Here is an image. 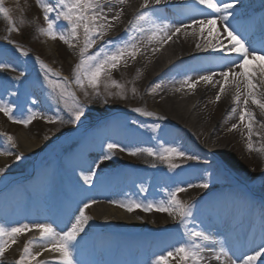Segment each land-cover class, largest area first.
<instances>
[{
    "label": "rangeland",
    "instance_id": "1",
    "mask_svg": "<svg viewBox=\"0 0 264 264\" xmlns=\"http://www.w3.org/2000/svg\"><path fill=\"white\" fill-rule=\"evenodd\" d=\"M52 2L55 3V0H52ZM3 6L10 9L11 19L19 29V31L9 33V23L0 15V63H8L15 69L0 71V102H2V99H6L13 107H16V111L13 113L15 116L20 117L27 108H34L44 113L46 116L58 114L64 119L68 118L67 112L63 109L62 105L56 104L54 96L50 93L49 87L44 82L42 71L39 68V64L36 62V58L39 57V59L48 65L54 72L60 73L62 78L67 77L70 80L71 90L75 92L85 109L84 115L81 117L79 123L89 124L101 118H109L114 114L115 116H120L122 119L114 123L107 121L106 126L108 128L112 127L114 131H118L117 136L119 140L116 139V141L111 140L109 142H114L129 148L128 143L130 140H133L132 138L136 137L140 138V140H145L146 144H140L133 148H156L159 137L158 132L165 128L162 123L153 118L135 115L134 113H132L134 115H128L127 111L125 112V110L122 109L136 106L140 102V92L138 90H136L135 94L131 92L132 83L130 78L136 74L137 70H132V76H127L126 79L120 69L113 70L112 72V80L124 85L126 98L121 99L118 94L119 90L111 87L110 82L107 91L113 93V95L109 96L104 87V78H102L104 81H101L99 88L100 95H95L93 90L88 88L87 91L89 95L86 98L84 92L72 83L73 69L80 59V50L77 48V44H83L82 32L81 39L78 42L74 41L73 43L75 46L70 48L59 39L52 40L39 33L38 28L46 27V23L43 18V12L37 6L36 0H4ZM170 12H172L170 15L173 16H176L174 12L179 14L178 10L175 8L171 9ZM21 21H23V23H21ZM58 27L61 29L65 27L62 20L58 22ZM104 37L107 38L108 35ZM8 40L14 41L15 43H8ZM17 48L28 52V55H21ZM92 53H94V50H89V54ZM192 53L193 51L189 54ZM183 66L188 68L194 67L193 69L196 70L199 69L198 66L194 64L190 66L189 63L183 64ZM144 75L145 73H143V76ZM16 77H19V79H16ZM177 88L181 89V85H178ZM13 92H15V95L12 94ZM33 100L36 101L35 104L32 103ZM217 103L218 102L214 100L212 106H215V108L219 110L221 106ZM217 110L215 114L211 112L214 117L220 112H217ZM5 118L8 117L3 113L0 114V127L2 130L8 131L6 136H11L13 140L18 139L19 136H24L30 140L37 141V143L41 144L43 151L40 155H21L22 160L20 161L16 160L15 155H11V158L7 159V163L0 160L3 165L7 167V171L0 174V181L3 177L12 180L15 177L24 175V172H32L34 168L37 169L42 167L37 172L33 182H30V185L15 186L12 191L3 192L6 182L1 184L0 190L2 189L1 192H3V195L0 197V210H3L2 205H4L6 209L10 210L12 207L23 215H27L28 211H34V218L25 220L21 224L51 223L60 230L63 227L65 228L64 225L68 224L69 219L73 217L74 214H78L77 210L78 207L82 206V202L89 199L98 201L86 210V214L91 217V219L85 228V232L81 234V237L88 238V241L86 240L88 245L86 242V248L83 246V243L79 246L76 245L74 255L75 260L79 261V264H85L81 262V259L85 257L91 258V260H93V258L96 259V257L99 258V262H91V264H99L100 262L109 264L112 258L120 255L121 251L118 250V233L117 231H113L111 227L114 229L120 228L116 226L126 225L127 222H130L132 225H146L150 229H154V227L163 225L166 221H170V215L167 213L155 210L145 212L140 209L128 212L124 208L112 203V201H125L126 203L128 199H135L145 204L157 202L155 201V199L157 200V191L160 195L164 193L159 186L162 184H167V186H169L170 179L177 175L176 169L170 170L166 163L154 157H149L146 154L131 156L119 150L114 152L113 159L111 160L100 163V158L105 152L104 150L99 154L98 152L93 153L87 157V161L84 162V160L81 159V156L85 153L82 148L84 146L87 148V145H89V136L75 135L61 137L65 132L63 131L65 128H73L79 123L76 125L67 123H48L45 122L44 119L37 118L25 127L22 124L13 123L11 120L3 122L2 120ZM212 119L215 120L217 118ZM211 124L212 122L209 123V130ZM154 125H158L159 127L153 129ZM122 132L124 133L123 135L121 134ZM225 132H227L226 129ZM93 134L95 137L98 136V138H103L105 136V133H101V131H95ZM164 135L166 137H172V129L166 127ZM206 135H208V133H206ZM221 135L223 138L225 137L224 131L221 132ZM94 136L92 135V138ZM58 137H60L59 140L57 139ZM52 138L57 140H52ZM4 139L5 138L0 137V144L3 143ZM187 139L188 138L185 136H179L176 138V141L178 142L180 140L187 142ZM103 144V142L98 143V145ZM210 149L213 150L212 148ZM236 149L237 153L231 160L237 162V166L240 167L242 172L244 171L242 175L244 179L256 185L254 188L255 191L260 194V198H263L264 151L256 154L253 151L249 152L246 142L242 140L237 145ZM199 162L206 163L209 162V160L203 157L200 161L191 162L190 166L186 168L191 170L198 169L199 171L200 169L197 166ZM97 163H99L98 168L95 167ZM152 165H155V167ZM219 170L233 181L223 178L220 182L215 183V186L211 187V191L219 192L233 186L241 185H235V183H233L235 179H233L229 170L223 165H220ZM89 172H95V178L91 187L85 185L81 179L82 175H86ZM187 173L188 171L186 174ZM187 175L188 179H191V176L189 174ZM216 175L221 176L218 171H216ZM157 180L162 182L159 184ZM124 182H132V184L130 187H126V183ZM145 182H147L148 185H146ZM235 182L238 181L235 180ZM31 183H37L38 189H35ZM107 185L111 187H107ZM141 186L147 191L141 192ZM106 188L109 192L103 194L102 199L97 200V195L102 193ZM87 189L94 192H92V194H94L92 198H83L84 196L88 197ZM129 192L131 193L129 194ZM243 192L244 193L238 196L241 197L243 194H249L246 192L245 188ZM117 197L122 198V200H117ZM197 199L201 200L199 204H202L207 201L208 197H198ZM97 205H102L103 209L97 210ZM29 206H32L33 209H29ZM63 210L68 212L67 217L59 213V211ZM240 211V213H237V217L244 216L245 209ZM8 214L0 213V227L8 228L19 226L20 224L11 220ZM194 214L193 212V215ZM39 216L40 222H37L36 219H38ZM194 218L193 216V218L189 220L190 225L194 222ZM262 219H264V210L261 215L257 217L256 221ZM203 221L207 223V217L203 218ZM100 226H103L105 231L101 230ZM174 227L176 228V233L172 234L167 241L169 246L173 245L175 248L182 244L183 239L187 240V237L184 234V228L177 227V224H175ZM93 230H95V232H93ZM208 233L212 235L211 229H208ZM26 237H28L27 233L19 235L17 242L12 244L5 252L4 256L0 258V264H15L22 254L21 251L18 252V250L24 249V246L30 241V236L28 237L29 241H27ZM34 239L37 240V238L33 237L32 241H35ZM216 240L218 242L221 241L219 237ZM94 241L97 243L96 247L92 246ZM209 246L210 248H208L209 250H206V252L212 251L211 249L214 248L215 251H212L213 253L210 254L209 258L211 261H215L213 257L219 254V248H217L216 244H209ZM35 247L38 251L44 252L41 247ZM12 248H14V250ZM161 248L164 250L163 245ZM228 257L231 258V255H228ZM223 259L225 258L222 257V260ZM138 260L140 264L141 258H138ZM127 262L128 264H137L134 258H128ZM176 264H179V258Z\"/></svg>",
    "mask_w": 264,
    "mask_h": 264
},
{
    "label": "snow or ice",
    "instance_id": "2",
    "mask_svg": "<svg viewBox=\"0 0 264 264\" xmlns=\"http://www.w3.org/2000/svg\"><path fill=\"white\" fill-rule=\"evenodd\" d=\"M37 6L43 12V18L46 27L38 28L41 35L52 40L59 39L70 48L74 47V41L78 42L83 34V46L80 49V59L73 69V81L77 87L83 92L87 98L88 88L93 90L97 96L100 95L99 88L102 78H105V90L108 92L110 86L119 90L120 98H126V90L124 85L112 80L113 70H118L121 65L128 66L129 61H135L138 55H142V47L147 48L148 45L159 44L163 46L173 37L182 31L185 35H191L197 38L195 47L200 51H213L220 54V71L210 70L206 74H202L193 81L191 76H185L180 81L181 88L195 89L196 85L203 81L206 84L214 83V77L219 76L221 79L216 80L219 84V92L215 96V102H219L221 96L226 92L233 93L234 107L231 109L232 114L238 112L239 123L247 129V150L264 151V147L260 149L254 148L253 135H261L259 132L254 133V125L259 123L256 120L254 112L249 108V104L260 110L261 116H264V32L259 39V47L255 39H246L245 36L237 30L231 23L235 20L236 14L233 11L238 0H192L196 5L203 6V9L210 10L205 13L201 11L199 18H193L188 23L179 25L169 22L155 15L156 9H150L148 12H139L134 20L129 21L128 28L125 29L126 36L118 41H105L94 53L89 54V50L97 45L98 41L103 40L114 27L113 22H119L124 8L123 6L128 0H36ZM159 5L164 0H144L142 8L148 9L149 3ZM4 0H0V15L9 23V33L19 31L12 21L10 9L3 6ZM107 5V7H105ZM118 6V7H117ZM114 11V15L109 18V13ZM63 21L65 27H58V22ZM219 22L220 28H217ZM23 23V21H21ZM8 43H15L8 40ZM20 54L27 56L28 52L17 48ZM158 47H152L151 51L155 53ZM39 68L42 71L45 84L49 87L50 93L54 96L57 105H62L67 112L68 118L64 119L60 115L46 116L44 113L27 108L20 117L13 113L16 111L11 103L0 102V113H3L13 123H19L27 127L37 118L44 119L48 123L72 124L76 125L81 121L84 115V106L80 103L75 92L71 90L70 83L66 77L62 78L60 73L54 72L43 61L36 58ZM253 62H257L253 66ZM15 70L8 63H0V71ZM23 74V73H21ZM19 79V77H16ZM161 85L156 83L150 90L154 92ZM181 89H177L180 91ZM131 92L135 94L136 89L133 87ZM15 95V92L12 93ZM106 102V101H105ZM36 103L35 100L32 101ZM243 105V107H241ZM239 110V111H238ZM132 111L146 117L163 120L165 117L157 116L155 113L146 111L142 108H134ZM239 125L233 124L230 131L236 130ZM154 125L153 129L158 128ZM260 127L264 129V123H260ZM264 138V137H262ZM6 140L11 148L16 145L11 136H6ZM119 150L126 152L128 155L136 156L146 154L149 157L159 159L167 164L170 170L181 167L180 164L174 163V160H192L198 157L189 155L187 152L174 145H166L160 143L157 148L153 147H136L128 148L123 145L109 142L106 144V150L100 158V163L113 159L114 152ZM0 155H15L16 160H22V156L11 151H2ZM155 167V165H152ZM99 167V163L95 165ZM95 178V172H89L82 175L81 179L85 185L91 187ZM209 187L207 181L200 183H192L186 186L178 185L170 189L167 193V199L159 202L143 203L135 199H128L126 203L112 201L119 207L124 208L128 212L136 209L145 212L158 211L167 213L178 220L179 225L184 228L187 241L173 250L168 251L156 258L154 264H169V259L179 258V264H211L210 258L204 255L209 244L219 243V254L213 259L217 264H237L235 259L228 257V251L225 249L223 242L213 240V237L206 230L193 228L187 230V222L193 218L194 204L190 201H182L178 198L180 193L188 191L189 188L206 189ZM141 192L147 190L141 186ZM95 199H89L82 202V206L78 207V214H74L68 221L64 229L58 230L51 223L37 224H20L8 228L0 227V258H2L7 249L17 242L20 234L36 229L39 233V240L29 241L23 249L20 258L15 264H32L37 260L39 255L43 253H33L32 248L39 246L43 251H51L59 253V259L56 264H79L75 260V249L79 243L78 238H82L81 234L85 232V228L91 219L86 214V210L93 204L97 203ZM215 251V249H211ZM264 255V251H258L255 255H247L242 260V264H256L257 258ZM222 257L225 259L222 260Z\"/></svg>",
    "mask_w": 264,
    "mask_h": 264
},
{
    "label": "bare ground",
    "instance_id": "3",
    "mask_svg": "<svg viewBox=\"0 0 264 264\" xmlns=\"http://www.w3.org/2000/svg\"><path fill=\"white\" fill-rule=\"evenodd\" d=\"M143 3L144 0H128V2L123 6L124 12L120 21L113 22L114 27L108 31V37H104L103 40L98 41L97 45L94 46L92 50L95 52L102 44H104L105 41H118L125 37V29L128 28L129 21L134 20L136 15L141 11L148 12L150 9H156L157 11L155 12V15L157 17L162 18L163 16H168L169 18L167 21L177 25L181 23H188L193 18H199L201 16V11H204L205 13L210 11L203 9V6L196 5L192 2V0H164V2L159 5H155L150 2L148 9L142 8ZM105 7H107V5ZM173 8L179 11V16L170 15V10ZM233 11L236 14L235 20L231 21L233 26L236 27L246 39H255L257 41L256 46L259 47V39L262 32H264V0H238ZM112 15H114V11L109 13V18H111ZM217 28H220L219 22L217 23ZM196 42L197 38H194L191 35H185L182 31L180 34L173 37L172 41L163 44V46H160L159 44H152L148 45L147 48L142 47V55H138L135 61L130 60L127 67L121 65L119 69L124 74L125 79L127 76H132V70H137L136 74L133 75L130 80L132 88L135 87V89L140 92V102L138 105L122 109H124L125 112L127 111L128 115H140L132 111V109L142 108L146 111L155 113L157 116L165 117L163 120H156L153 118L156 121L161 122L165 127L163 130L158 132L159 137L156 148L160 143L174 145L187 152L189 155L199 158L198 160H174V163L181 165V167L176 169L177 175L170 179L171 181H169V186H167V184L159 186L161 187V191L164 193L161 195L158 194V191L156 193L157 200L155 199V201L159 202L161 200H166L168 191L178 185L186 186L188 184L200 183L202 181L208 182L209 187L206 189L189 188L188 191L180 193L178 196V198L182 201H191L194 204V222L191 225L189 224V221L187 222V230L190 231L193 228H198L208 232V229H211L213 226L212 224L214 223L215 225H218L217 231L219 236L223 237L224 231H228L229 229H240L242 227L244 230L245 227L254 225V227L257 228L256 233H258V235L262 234V236L257 239L258 242L256 245L247 249L239 257L237 264H242V260L246 258L247 255H255L258 251H264V219L256 221L257 217L261 215L264 210V197L260 198V194L254 189L256 185L250 181H246L242 176L244 171L242 172L240 167L237 166V162L231 160V158L237 153L236 148L240 141H245L247 144V129L239 123L238 112L236 114L231 113V109L235 106L233 102V93L231 91H228L226 94L221 96L220 101L217 103L221 106L219 110H217L218 108L216 109L215 106H212V102L215 100V96L219 92V84H216L215 81L220 80L221 78L219 76L214 77V83L212 84H206L201 81L196 85L194 90L188 89L185 86L181 88L180 91H177V86L181 85L180 81L184 79L185 76H191L193 81H195L200 75L206 74L210 70L217 72L220 71V54L211 50L200 51L195 47ZM82 46L83 44H77V48L79 50ZM152 47H158L159 50L153 53L151 51ZM192 51L193 55L189 54ZM187 63H189L190 66L194 64L195 66H198L199 69L196 70L193 69L194 67H184L183 64ZM256 63L257 62H253V66H255ZM174 68L177 70L174 71ZM143 73H145L144 76ZM104 80L102 79V81ZM68 81L70 80L68 79ZM156 83H159L161 87L156 89L154 92L150 91ZM1 101L10 103L6 99H2ZM241 107H243V105H241ZM249 108L254 112L256 120L259 122L254 125V133L259 132L261 135L258 136L254 134L252 141L254 148L260 149L264 147V138H262L264 137V129L260 127V123H264V116H261L260 110L255 106L249 104ZM216 110L217 112H220L216 114V117H214L211 112L215 114ZM212 118L217 119L214 120ZM120 119H122L120 116L112 114L109 118L106 117L95 124L79 123L61 137H70L75 135L89 136V145H87L86 152L81 156V159L85 162L87 161V157L93 153L98 152L99 154L106 150V144L109 141H116V139L119 140L117 136L118 131H114L112 127L108 128L106 125L107 121L114 123ZM2 121L8 122L9 119L5 118ZM210 122H212V124L209 130L208 127ZM233 124H237L239 126L236 130L230 131L229 129ZM166 127H168V129L169 127L172 129V137H166L164 135ZM225 129L227 132H225ZM95 131H101V133H105V136L103 138H98V136L95 137L93 134ZM222 131L225 133L224 138L221 135ZM7 133L8 131L2 130L0 127V137L5 138L3 143L0 144V152L11 151L15 154H25L26 156L40 155L42 153L43 148L41 147V144L24 136H19L18 139L13 140L16 147L11 148L6 140ZM206 133H208V135H206ZM121 134L123 135L124 133L122 132ZM92 135L94 136L93 138ZM179 136L187 137L188 143L180 140L177 142L176 138ZM57 139L59 140L60 137ZM57 139L52 138V140L55 141ZM132 139L133 140H130L128 143L129 148H133L140 144H146V141L143 139L140 140V138L136 137ZM100 140H105V143L102 145V149H100L97 145ZM253 152L256 154L262 151ZM203 157L206 160H209V162H199L197 164L200 169L199 171L198 169L191 170L186 168L187 166H190L191 162L200 161ZM8 158H11V155H0V160L5 163H7ZM1 161L0 174L7 171V167H5ZM220 165L227 168L233 179L238 181L235 182L234 180L233 183H235V185H241L233 186L219 192L211 191V187L215 186V183L220 182L223 178L233 181L231 178H228L226 174L220 172ZM41 168L39 167L37 169H33L34 174L31 173L33 174V179L30 181L28 176H19L12 180L7 177H3L0 181V188L1 184H4L5 182L6 185L3 192L12 191L15 186L20 187L28 184L30 185V182L34 180L37 172ZM187 171V174L191 176V179H188V175L186 174ZM216 171H218L221 176H217ZM161 182L162 181L157 180V183L160 184ZM124 183L127 184H125L126 187H130L132 184V182ZM31 184L35 189H38L37 183ZM145 184L148 185L147 182H145ZM107 187L111 186L107 185ZM244 188L249 194H243L239 197L238 195L244 193ZM1 190L0 197L3 195ZM86 191H88V197L84 196L83 198L88 199L89 197L92 198V196H94V194H92L93 191L90 189H87ZM107 192H109L107 188L103 190L102 193L99 192L100 194L97 195V200L102 199L103 194H107ZM130 193L131 192H129V194ZM198 197H208V199L205 203L199 204L201 200L197 199ZM116 199L122 200L120 197H117ZM211 199L216 200L212 201ZM123 202L125 203V201ZM28 208L31 210L33 209L32 206H29ZM209 208L217 213L219 221L215 222L214 220V222L211 221L209 223H205L203 221V218H206L208 215L207 212ZM2 209L3 210H0L1 214L9 213L8 216L11 220L19 224L25 220L34 218L35 214L34 211H28L27 215H23L12 207L10 210L6 209L4 205H2ZM96 209H103L102 205H97ZM242 209H245L246 218L241 223L240 220H236L235 218H237V213H240V210ZM63 211L67 213L66 210ZM63 211H60L59 213L63 214ZM169 219L170 221H166L163 225H158L154 227V229H150L146 225H132L130 222H127L126 225L116 226L120 228L115 227L116 229H114L111 227L113 231H117L118 233V250L121 251L119 255L121 258L119 259V256L114 257L111 259L109 264H128V258L136 259L137 264H139L137 260L138 258H142L140 264H154V261L158 256L173 250V245L169 246L167 240L170 236H172V234L176 233L174 225L177 224V227L181 226L179 225L178 220L173 216H169ZM36 221L40 222V216L36 219ZM100 228L101 230L105 229L103 226H100ZM184 231L186 230L184 229ZM93 232H95V230H93ZM26 233L28 237L30 236V241L33 240V237L39 240L40 233L36 229ZM28 237H26L27 241H29ZM78 239V246L82 243L84 247L88 245L86 242V240L88 241V238L82 237ZM186 241L187 240L183 239L182 243H185ZM96 244L97 243L94 241L92 246L96 247ZM162 245L164 246V250L161 248ZM208 248H210V246H208ZM12 249L14 250V248ZM20 251L22 253L23 248L18 250V252ZM32 251L34 254L42 252L38 251L35 246L32 248ZM42 253L43 254L39 255L37 260L33 261L32 264H56V261L59 259V253L51 251H44ZM212 253V251H205L204 255L209 258ZM177 259L178 257L175 259L170 258L169 264H176ZM81 262L91 264V262H99V258L96 257V259L93 258V260H91V258L89 259L85 257L81 259ZM99 264H103V262H100ZM211 264H217V262L212 260ZM256 264H264V255L257 258Z\"/></svg>",
    "mask_w": 264,
    "mask_h": 264
}]
</instances>
